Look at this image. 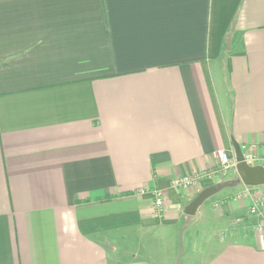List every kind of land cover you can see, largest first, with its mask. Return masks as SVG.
<instances>
[{"label": "crops", "instance_id": "crops-1", "mask_svg": "<svg viewBox=\"0 0 264 264\" xmlns=\"http://www.w3.org/2000/svg\"><path fill=\"white\" fill-rule=\"evenodd\" d=\"M232 142L264 154V0H0V264H264L232 172L173 183Z\"/></svg>", "mask_w": 264, "mask_h": 264}, {"label": "built area", "instance_id": "built-area-1", "mask_svg": "<svg viewBox=\"0 0 264 264\" xmlns=\"http://www.w3.org/2000/svg\"><path fill=\"white\" fill-rule=\"evenodd\" d=\"M254 151H256V150H254ZM215 156L218 160V164H219L221 170L227 171L231 167H233V166L235 167V162H233L232 160H230L228 158V156L224 150H217L215 152ZM243 156H244V160L247 164H251V161H250L251 156L257 160L264 161V156H261V155L258 156V155L253 154V155H250V157H249V156H247V154H244ZM252 164H255V163H252ZM216 169L210 170L209 172H206L200 176L196 175V176H192V177L181 178V179L173 181V183L176 187H179V188H190L191 186H193L194 184L197 183L199 178L210 177L216 171ZM141 191L144 192L143 190H141ZM150 194L153 197L154 206L157 207L158 210H160V207L162 205V201H161V197H160L159 192L157 190H151ZM254 200H255V203H254V206L250 210L251 213H256L258 207L264 202V192H262L260 194V197L258 199H254ZM260 241L262 242V236L261 235H260Z\"/></svg>", "mask_w": 264, "mask_h": 264}, {"label": "water", "instance_id": "water-1", "mask_svg": "<svg viewBox=\"0 0 264 264\" xmlns=\"http://www.w3.org/2000/svg\"><path fill=\"white\" fill-rule=\"evenodd\" d=\"M234 150L235 170L240 181L245 186H264V166L249 165L245 162L244 156L237 143L232 142Z\"/></svg>", "mask_w": 264, "mask_h": 264}, {"label": "rangeland", "instance_id": "rangeland-1", "mask_svg": "<svg viewBox=\"0 0 264 264\" xmlns=\"http://www.w3.org/2000/svg\"><path fill=\"white\" fill-rule=\"evenodd\" d=\"M240 147V150H241V152H242V154L244 155V154H247V156H249L250 157V155H253V154H255V155H261V156H264V154H258L256 151H254V148L252 149H246V150H243V148H241V146H239ZM227 154V153H226ZM227 156H228V158L230 159V157H229V155L227 154ZM231 160V159H230ZM232 161L233 162H235V160H233L232 159ZM250 161H251V164H249V165H261V166H264V161H262V160H257V159H255L254 157H252L251 156V159H250ZM252 163H255V164H252ZM235 165H236V162H235ZM227 172V175L229 174V172H232V174H233V178H234V180H238L239 182H241L240 181V179H239V177H238V175H237V172H236V170H235V167L233 166V167H231L229 170H227V171H223V170H221L220 169V166H219V164H218V167H217V169H216V171L210 176V177H207L208 179H210V178H212L213 176H215V175H219V174H222L223 175V173H226ZM223 178H225V177H223ZM256 187V186H255ZM246 188V192L244 193V194H246V196L248 197V198H250V200H251V205H250V207H249V210H248V215L246 216V217H244L243 219H241L240 220V222H238L237 223V226L239 225V224H245V225H248V226H250V223H253V222H255L254 223V228L257 230L258 229V232H259V228H260V223L257 221H254L253 219H252V217L254 216V219H255V217L257 218V214L256 213H251L250 212V210H251V208L254 206V203H255V200L254 199H258L259 197H260V194L262 193H259V192H254L253 191V189H250V188H253L252 186H246L245 187ZM243 193H242V195H244ZM252 198V199H251ZM254 201V202H253ZM252 216V217H251ZM250 221H249V220ZM244 225V226H245ZM243 226V225H242ZM243 226V227H244Z\"/></svg>", "mask_w": 264, "mask_h": 264}]
</instances>
